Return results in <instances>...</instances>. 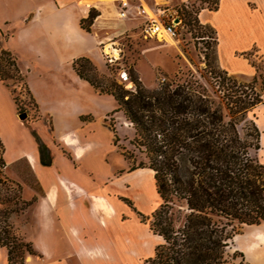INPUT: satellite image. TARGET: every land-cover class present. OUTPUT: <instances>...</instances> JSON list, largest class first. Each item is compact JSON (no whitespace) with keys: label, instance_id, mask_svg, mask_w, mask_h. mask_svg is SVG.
I'll list each match as a JSON object with an SVG mask.
<instances>
[{"label":"crops","instance_id":"obj_1","mask_svg":"<svg viewBox=\"0 0 264 264\" xmlns=\"http://www.w3.org/2000/svg\"><path fill=\"white\" fill-rule=\"evenodd\" d=\"M128 1L127 16L121 18L118 0H0V48L15 57L37 112L50 117L49 128L42 119L30 123L21 120L10 89L0 80L4 162L0 169L21 185L24 199L34 200L30 207L35 234L41 237L42 252L55 264H64L61 260L67 259L70 264H116L111 253L115 241L122 238L118 215L124 204L111 203L115 213L109 212L106 191L108 187L123 189L129 178L120 175L111 182L107 174L96 176L94 160L102 167H106L107 160L90 136L96 104L113 96L99 93L76 73L72 62L81 56L94 59L103 43L150 18L146 10H153L151 0ZM91 10L97 15L87 31L80 21ZM198 17L215 31L219 67L232 75L253 78L257 67L251 56L264 59V0H218L216 9L202 8ZM255 109L256 124L264 136V100ZM109 112L102 109L99 117L105 119ZM33 130L51 152L50 165L40 161ZM27 175L35 178L41 193L29 185ZM150 179L154 186L152 174ZM254 234L249 246L264 248V235ZM147 235L149 240H161L149 225ZM154 247L146 244V250L137 251V264H145L153 256ZM33 255H26L24 264L31 262Z\"/></svg>","mask_w":264,"mask_h":264},{"label":"trees","instance_id":"obj_2","mask_svg":"<svg viewBox=\"0 0 264 264\" xmlns=\"http://www.w3.org/2000/svg\"><path fill=\"white\" fill-rule=\"evenodd\" d=\"M198 1L212 9L218 4V0ZM96 15L90 11L81 19V27L89 31ZM72 67L99 93L112 95L117 103L112 113L122 112L132 125L130 169L153 171L161 201L151 213L149 229L161 241L145 264H233L237 255L243 257L241 251L229 252L233 238L244 226L264 222V162L258 156L261 130L249 116L263 102L262 93L214 71L204 76V82L189 78L156 88L134 77V87L125 89L115 81L100 84L89 75L93 66L85 56L74 59ZM8 69L24 81L13 54L0 48V80L10 89L20 113L18 98L7 82ZM258 77L264 81L263 70L253 81ZM32 133L41 163L50 165L49 148ZM3 164L0 155V168ZM0 186L13 192L0 193V247L7 250V264H24L26 255L35 251L9 220L34 200L24 199L21 185L1 169Z\"/></svg>","mask_w":264,"mask_h":264},{"label":"rangeland","instance_id":"obj_3","mask_svg":"<svg viewBox=\"0 0 264 264\" xmlns=\"http://www.w3.org/2000/svg\"><path fill=\"white\" fill-rule=\"evenodd\" d=\"M151 2H153V10L152 8H146L150 9L154 17L160 14L161 16L180 19V21H175L176 35L169 38L166 36L145 37L143 27L148 20L146 18L135 29L123 32L113 38L122 49V65H118V68L117 66H109L105 63L100 52L99 56H95L94 59L90 60L93 71H88L89 75L94 76V79L100 81V84L115 81L122 84L125 89H132L134 87L132 81L134 77L146 87L156 88L167 82L178 83L189 78L204 82V76L208 77L210 75L209 71H214L220 77L232 78L237 84L253 86V89L262 93L263 97L264 81L261 78L258 77L253 81L252 76L232 75L219 67L215 55V31L209 24L200 21L198 17L200 9H212L210 4L198 0L188 2L167 0L162 4H157L156 0H151ZM201 6L202 8H200ZM251 59L259 66L260 70H257V74L261 70L264 71V59H255L253 56H251ZM121 66L125 68L129 76V81L126 83H121L118 79L117 72ZM8 72L10 77L7 78V82L10 88L14 90V95L18 98L22 112H26V120L30 123L33 120L42 119L46 127L49 128L50 117L48 115L42 116L37 112L34 99L30 96L24 81L18 80L11 69H8ZM162 78H164L163 81ZM34 81L36 84L37 78ZM48 82L51 81L48 80ZM116 107L117 103L112 97H106L96 104L97 111L94 110V121L90 127V136L97 142L98 150L105 152L107 160L106 167H102L97 159L94 160L96 176L99 178L101 175L107 174L111 182H115L120 175H123V178H126V176L129 178V182L122 187L123 189L116 190L108 187L106 191L111 203L115 204V202L120 201L124 204L123 212L118 215L121 221L122 238L120 242L115 241L111 254L113 262L116 264H137L139 260L136 252L141 249L146 250V244L155 246L159 242L153 239L149 240L147 232L152 213L149 211L152 207L157 208L161 200L154 188L155 184L153 186V181L150 179L151 173L147 171L138 176V173L142 170L139 169L140 167L130 169L133 163L131 159L127 158V155L133 150L129 140L134 136V129L126 121L122 112L112 113ZM102 109H110L105 119L99 117ZM249 116L254 118L256 122L255 108L249 113ZM262 148L264 149V136H261ZM1 151L2 145L0 144V155ZM134 153L137 154L136 151ZM258 156L260 161L264 162V150L263 152L259 150ZM136 158L139 161L138 154ZM136 170H138L137 173ZM27 176L29 185L37 193H41L35 178L30 177V175ZM0 193L11 194L13 192L6 189L5 186H0ZM9 221L20 237L32 243L35 254L28 264H55L49 260L50 256L42 252L41 237L35 234L30 206L23 211L12 213ZM258 225V227L244 226L240 233L233 238L229 252L232 253L238 250L243 253V257L236 256L233 264H264V248L249 246L252 242L251 233L257 234L259 230H264V222ZM24 228L27 229L24 230ZM23 231H25V234H23ZM0 260L3 264H6L5 249H0ZM61 262H64V264L71 263L70 259L61 260ZM99 262L101 263V261Z\"/></svg>","mask_w":264,"mask_h":264},{"label":"built area","instance_id":"obj_4","mask_svg":"<svg viewBox=\"0 0 264 264\" xmlns=\"http://www.w3.org/2000/svg\"><path fill=\"white\" fill-rule=\"evenodd\" d=\"M120 11L118 13L119 17L123 18L127 16V8L129 5L128 0H118ZM160 10V9H158ZM175 21H180L177 17L161 16L157 15L155 19L148 18L147 22L143 27V34L145 37H158L159 35H168L173 37L176 35V23ZM101 55L106 64L109 66H117L121 64V47L117 41L109 40L107 43L101 45ZM118 79L121 83H126L129 81V76L123 66L119 67ZM164 78H162V81Z\"/></svg>","mask_w":264,"mask_h":264},{"label":"bare ground","instance_id":"obj_5","mask_svg":"<svg viewBox=\"0 0 264 264\" xmlns=\"http://www.w3.org/2000/svg\"><path fill=\"white\" fill-rule=\"evenodd\" d=\"M146 13L149 15V17L150 18H153V15H152V13L149 11V10H146ZM160 37H163V35H159ZM164 36H166V37H170V36H168V35H164ZM130 86H131V84H130ZM147 171H149L152 175H153V171L152 170H149V169H142V170H140V172L138 173V175L139 174H141V173H146ZM97 199H95V201H96ZM99 200V199H98ZM105 200V199H104ZM108 200V199H107ZM107 202V207H108V210H109V212H111V213H115V209H114V207H113V205L111 204V202L110 201H106ZM264 235V230H259L258 232H257V234H255L254 236L255 237H262Z\"/></svg>","mask_w":264,"mask_h":264},{"label":"water","instance_id":"obj_6","mask_svg":"<svg viewBox=\"0 0 264 264\" xmlns=\"http://www.w3.org/2000/svg\"><path fill=\"white\" fill-rule=\"evenodd\" d=\"M18 116H19V118H20L21 120H25L26 117H27V114H26V112H20V113L18 114Z\"/></svg>","mask_w":264,"mask_h":264}]
</instances>
